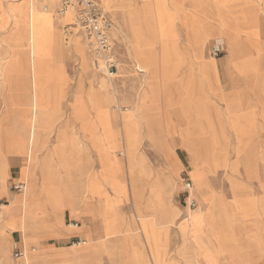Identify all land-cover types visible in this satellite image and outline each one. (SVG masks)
<instances>
[{
  "label": "crops",
  "instance_id": "0c3cea01",
  "mask_svg": "<svg viewBox=\"0 0 264 264\" xmlns=\"http://www.w3.org/2000/svg\"><path fill=\"white\" fill-rule=\"evenodd\" d=\"M12 1L0 0V57L8 61L0 68V264H25L24 256L15 259L18 251L30 264H107L108 256L116 264H165L166 259L167 264L179 259L183 264H264L262 171L249 172L254 182L240 178L231 191L222 192L215 169L221 162L208 144L205 163L194 137L211 138L204 133L208 114L220 112L211 96L226 104L224 114L240 144L237 127L251 129L252 143L262 129L254 110L245 109L247 100L217 89L215 64L204 61L210 39L236 47L245 34L258 47L257 26L245 29L215 0H152V5L150 0L139 4L131 19L126 15L135 59L147 46L154 53V29L173 40L185 60L165 85L159 80L156 88V78L153 83L144 79L131 113L117 106L119 122L126 116L139 122L140 144L127 150L121 124L123 143L116 129L112 96L97 86L99 77L80 52L82 40L66 35L55 14L50 26L47 19H34L38 0H27L29 7L18 12L8 6ZM13 18L46 30L51 54L31 55L27 45L11 50L2 40L5 23L11 27ZM66 22L75 25L73 18ZM63 32L71 39L72 57L62 53ZM236 52L230 51L231 61ZM245 61L231 64L249 78L255 72ZM144 119L158 120V144ZM186 181L200 211L182 219L173 201ZM18 184L26 191H13ZM164 217L171 220L166 230ZM172 231L181 240L175 256ZM108 240L113 247H106ZM226 247L232 250L216 253Z\"/></svg>",
  "mask_w": 264,
  "mask_h": 264
},
{
  "label": "rangeland",
  "instance_id": "374dc122",
  "mask_svg": "<svg viewBox=\"0 0 264 264\" xmlns=\"http://www.w3.org/2000/svg\"><path fill=\"white\" fill-rule=\"evenodd\" d=\"M215 1L218 6L223 7L224 12L231 11L235 16V19L243 24L245 29H252L256 28L257 26V40L260 42L258 47H255L254 45L251 46V44L248 43L245 34H242V37L240 36L235 41V45H237L236 47H230L229 44L225 46L221 45L220 42H217L215 39L208 40L209 43L204 47V61H213L215 64V73L218 79L217 89H219L221 93L236 92L240 95L243 102L247 100L248 102L246 104L248 106L245 109L251 108L254 110L256 118L259 121V125L262 128L256 134V138L252 143L251 129L246 127H237V132L241 138V147L239 138L234 134L229 126L230 119L224 114L226 104H224L223 101L221 102L216 96H211V103L215 105L220 112L217 113L216 109H212V111L208 114L207 124H209V129L204 133L208 132L206 133V137L208 134H210L211 138H207L206 141L204 134L200 135V137L194 136L197 139L195 144L196 147H198L199 152L203 155L205 163V147H207L208 144L212 146L213 155L221 162V165L215 168L218 169L217 178L220 179L219 184L221 185V191L228 192L231 191L232 184L237 183L240 178H247L249 181L254 182L255 176L251 175L249 172H254L256 169L259 171L261 170L264 176V7H262L264 0ZM12 2L13 3L10 2L8 6L10 5L12 9L16 8L15 12H18L22 8L23 11H25L27 7H29L27 0H14ZM159 2L163 3V0H160ZM149 3L150 0H104L102 6L103 11L111 15L115 25L112 37L113 43L116 47L117 59H119L118 77L106 79L104 76H102L94 66L93 60H91L90 50L88 46L84 45V43L82 44L84 45L83 48H85V50L80 51L82 54L87 56L89 60V71L99 77L97 86L103 91L110 93L112 96L113 113L116 124L118 125L116 129L120 133L121 124V133L126 140L125 145L127 150H130V148L133 146L140 144L139 122L134 121L130 117H128L124 122H119V110L131 113L132 109L129 107L135 108L137 105L139 95L141 94V90L144 86V79H146L147 83H153L154 79L156 78L157 88V85L160 82L159 80H162V84L165 85L169 79L173 77V73L185 65V60L184 58L180 57L181 53L177 49L173 40L171 41L165 39L161 32L155 31L154 29V53L150 49V46H147L145 47L147 52L140 53V55L137 56L138 61L135 59L131 43V33L125 21L126 15L131 19L134 16V13L136 12L135 9H137L139 4L147 5ZM45 4V0H38L37 4L34 5V19H37L40 22L47 19L49 20L48 25L50 26V18H52L55 14V8H47L45 7ZM247 6H249L250 9ZM59 19L62 23H64L65 26H68L66 19L63 17ZM73 19L76 20L75 17H73ZM43 22L46 23V21ZM4 27L5 31L2 41H8L7 43L9 44L11 50H21L23 47L22 45H27L31 49V55L45 54L48 56L51 54V45L48 40L46 30L38 28L33 24H28L27 26L20 25L14 18L11 27L7 28V22L5 23ZM133 28L135 30V37L141 39V35L136 32L135 25ZM71 29H73L75 32L77 31L76 23L73 27H71ZM65 34L71 35V37L74 36V42L81 41V36L78 34H76V36L72 33L70 34L69 32H65ZM65 34L63 32L62 53L65 51L66 57H72V53L69 49V42L71 39L70 37L68 38V36L66 37ZM156 43L159 44L158 50ZM225 47L229 49L227 50ZM134 49L137 52L136 47H134ZM231 50L237 51V57L234 59V61L230 60L229 54ZM243 50L245 51L242 52ZM157 52H159V54H157ZM213 53L217 54V56H215ZM20 56H22L21 53ZM247 59H250L249 63ZM37 60L38 59H36V61ZM242 60H246L244 64H247L246 67L250 68L249 71L251 73L252 71L255 72V74L249 78H245L244 76L240 75L239 72H236L231 64V62H239ZM251 60L254 62L252 63ZM7 62L8 61L6 57H0L1 71H3L6 65L5 63ZM241 72L247 74L248 71L243 70ZM164 97L165 95L162 94L160 102L161 106H164L165 104ZM158 99L159 91L157 90V101ZM118 105L124 109L120 108L118 110ZM143 121L147 125L151 139H153V141L158 144V141L155 139L157 136L160 137L158 120L150 122L147 119H144ZM205 125L206 123L204 122V126ZM121 133L120 140L121 143H123ZM255 143L257 144L255 145ZM145 148H147V146H145ZM149 149L152 150L150 145ZM120 156H123L122 150L120 151ZM183 194L185 195L184 187L183 191L181 188H179V191L177 192L178 199H174L176 201H173L174 205L182 212L180 218L184 219L187 214H189L190 217H193L192 215L195 214L193 211H196L199 208L190 211L186 202V198H184ZM164 219L166 230L168 229L171 220L168 219V217H164ZM171 233L173 240L170 251L171 255L175 256L174 252L177 251L181 240L173 231ZM106 245L107 248L113 247V240H108ZM143 248H145V246H143ZM222 249L223 250H218L216 253L219 254L220 252L232 250L231 248L227 247ZM146 252L147 251L144 253L146 254ZM24 258L25 259L23 260L25 264H30L28 255L24 256ZM116 260L119 261V258L116 257ZM116 262L113 263L108 256L107 264H116ZM117 264H121V261ZM165 264H167V259ZM170 264H183V261L179 259L178 261L172 262Z\"/></svg>",
  "mask_w": 264,
  "mask_h": 264
},
{
  "label": "built area",
  "instance_id": "2783aa9c",
  "mask_svg": "<svg viewBox=\"0 0 264 264\" xmlns=\"http://www.w3.org/2000/svg\"><path fill=\"white\" fill-rule=\"evenodd\" d=\"M47 8H55L57 18L64 17L67 11H71L76 16L77 31L64 26L66 32L78 34L82 42L90 50L91 60L97 71L106 78L118 77L119 59L116 55V47L113 43L114 21L111 15L103 11L104 0H45ZM215 56L217 54L213 53ZM184 198L190 211L199 208V203L190 194L193 190L192 183H183ZM13 191L23 193L26 191L25 184H18L13 187ZM23 252H15L14 257H23Z\"/></svg>",
  "mask_w": 264,
  "mask_h": 264
},
{
  "label": "bare ground",
  "instance_id": "6f19581e",
  "mask_svg": "<svg viewBox=\"0 0 264 264\" xmlns=\"http://www.w3.org/2000/svg\"><path fill=\"white\" fill-rule=\"evenodd\" d=\"M73 17H75L76 18V16H74V13L73 12H71V11H67L66 12V14L64 15V19H72ZM68 28H70V27H68ZM114 91H115V89H114ZM117 101H118V99H117ZM122 113H126V111L125 112H123L122 110H120ZM127 118H128V116H126V118L124 117L123 119L121 118L120 119V121H122V122H124V121H126L127 120ZM200 211V210H199ZM198 210H196V211H193L195 214L197 213V212H199ZM192 214V213H191ZM190 214V215H191ZM194 215V214H193ZM192 215V216H193ZM170 222V221H169ZM169 222H167V223H169Z\"/></svg>",
  "mask_w": 264,
  "mask_h": 264
}]
</instances>
